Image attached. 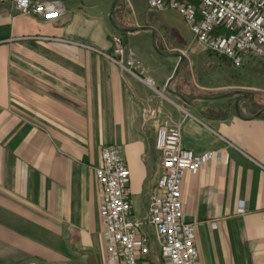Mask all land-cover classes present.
I'll return each mask as SVG.
<instances>
[{"label":"crops","instance_id":"0c3cea01","mask_svg":"<svg viewBox=\"0 0 264 264\" xmlns=\"http://www.w3.org/2000/svg\"><path fill=\"white\" fill-rule=\"evenodd\" d=\"M55 1L61 15L50 21L0 3V264H106L94 174L100 149L118 147L133 212L143 215L163 120L179 124L184 147L220 155L181 182L201 264H264V108L249 113L252 102L243 100L248 112L240 111L234 100L203 110L193 105L201 93L188 71L166 90L179 58L165 53L164 36L154 44L160 24L148 19L159 13L146 0L137 6L143 25H116L124 31L109 12L111 31L97 4ZM115 31L139 61L138 77L107 57Z\"/></svg>","mask_w":264,"mask_h":264},{"label":"built area","instance_id":"2783aa9c","mask_svg":"<svg viewBox=\"0 0 264 264\" xmlns=\"http://www.w3.org/2000/svg\"><path fill=\"white\" fill-rule=\"evenodd\" d=\"M11 1L17 11L43 20L61 15L55 0ZM150 10H175L196 43L226 59L234 68L246 62L264 64V0H146ZM107 57L138 77L139 61L115 35ZM140 72V71H139ZM145 83L151 86V79ZM154 148L159 171L146 196L143 215L133 212L128 198L129 169L117 146L100 149L94 174L102 192L99 208L106 264H201L195 244L194 224L183 219L181 182L220 155L213 150L195 153L181 143L179 124L161 121L155 127ZM243 206L239 207L242 212Z\"/></svg>","mask_w":264,"mask_h":264},{"label":"rangeland","instance_id":"374dc122","mask_svg":"<svg viewBox=\"0 0 264 264\" xmlns=\"http://www.w3.org/2000/svg\"><path fill=\"white\" fill-rule=\"evenodd\" d=\"M85 1L88 4H97L96 9H100L102 16L105 18V23L109 25L112 31L113 28L107 21V16L112 9L113 0ZM139 3L145 6V0H116L115 8L110 14L112 22L115 25L120 24L126 27L137 26L134 25L135 22L138 25H143L141 24V14L137 12ZM148 20L160 24L157 28L159 29L158 32H154V44H156V39L160 41L164 36L166 43L164 46L165 53L173 55L181 54L183 58L185 57L189 60L188 63H185L182 58L181 61L183 66H180V61L177 73H175L172 80L165 85L166 90H176V82L178 80L180 81L183 72L188 71L186 79L189 81V87L192 86L195 91L201 93V100L193 101V105H197L203 110L207 108H219L220 106L230 107L234 100H238L240 111L244 108L245 112H248L245 103H241L243 100L248 101V104L252 102V110L250 109L251 111L249 113L264 108V64L254 62L245 68L236 69L231 67L229 63L223 60V57L201 48L196 43V40L193 39L192 35L188 32L186 23L175 10H166L159 13L156 19L151 17ZM150 26L149 24L146 28H151ZM173 27L178 31L174 29L171 30ZM112 35L119 37L121 42L125 44L123 42V36L118 31H115ZM140 35H143L144 38H149L150 32L148 31ZM148 52L151 53L154 51L151 49L148 50ZM177 59L178 56L174 55L173 61L175 62ZM185 65H188V68L185 67ZM227 93L230 95L217 98L216 100L207 99V97L220 96ZM244 97L246 98L244 99ZM178 100L179 104L182 105L180 99Z\"/></svg>","mask_w":264,"mask_h":264},{"label":"water","instance_id":"95a60500","mask_svg":"<svg viewBox=\"0 0 264 264\" xmlns=\"http://www.w3.org/2000/svg\"><path fill=\"white\" fill-rule=\"evenodd\" d=\"M115 4H116V0H113V2H112V9H111V11H110V14L113 12V10H114V8H115ZM109 21H110V23H111V25L115 28V29H117L118 31H124V29H120L119 27H117L113 22H112V20H111V15L109 16ZM144 28V27H143ZM126 30H129V29H126ZM175 56L177 55L178 56V58H179V62L182 60V58H183V56L181 55V54H174ZM178 62V63H179ZM177 68H178V64L176 65V67H175V70H174V73L171 75V77L168 79V81H167V84L172 80V78L174 77V75H175V73H176V71H177ZM236 92H238V91H236ZM237 104H238V100H235V106H236V108H237ZM260 112L261 111H259V112H257L256 114H255V116H258L259 114H260Z\"/></svg>","mask_w":264,"mask_h":264}]
</instances>
